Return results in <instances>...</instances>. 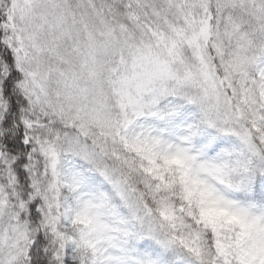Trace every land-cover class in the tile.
I'll return each instance as SVG.
<instances>
[{"label":"snow or ice","instance_id":"snow-or-ice-1","mask_svg":"<svg viewBox=\"0 0 264 264\" xmlns=\"http://www.w3.org/2000/svg\"><path fill=\"white\" fill-rule=\"evenodd\" d=\"M0 264H264V0H0Z\"/></svg>","mask_w":264,"mask_h":264}]
</instances>
